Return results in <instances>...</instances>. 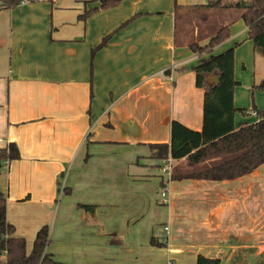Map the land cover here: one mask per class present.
Segmentation results:
<instances>
[{
	"label": "crops",
	"instance_id": "obj_1",
	"mask_svg": "<svg viewBox=\"0 0 264 264\" xmlns=\"http://www.w3.org/2000/svg\"><path fill=\"white\" fill-rule=\"evenodd\" d=\"M87 1L39 0L0 10V149L14 143L21 155L3 167L0 178L6 176L7 186L0 183V193L16 236L26 240L30 253L38 231L49 224L47 252L58 264H161L153 255L144 258L143 246L144 237L156 236L153 226L162 224L158 236L167 237L155 238L166 244L163 264H196L199 256L220 264H264V164L226 181L148 173L165 161L152 157L149 146L170 144L173 121L202 129L204 91L193 72L200 58L189 44L205 46L220 26L230 25L236 38L214 55L240 43L235 79L238 62L248 68L240 49L253 43L245 24L234 25L240 12L175 11L176 2L209 0H121L109 9ZM185 13L189 31L178 25ZM254 50L256 86L264 80V58ZM239 99L238 87L236 108ZM253 113H236L235 125L256 122ZM206 166L173 159L172 176ZM65 189L71 194L56 204ZM79 205L95 206V212ZM118 207L126 212L122 230L98 219L100 211ZM147 218L141 237L137 221ZM123 237L133 246L130 255L117 260L94 251L95 243L122 245Z\"/></svg>",
	"mask_w": 264,
	"mask_h": 264
},
{
	"label": "trees",
	"instance_id": "obj_2",
	"mask_svg": "<svg viewBox=\"0 0 264 264\" xmlns=\"http://www.w3.org/2000/svg\"><path fill=\"white\" fill-rule=\"evenodd\" d=\"M39 0H0V10L13 9L23 3ZM99 3L100 9L117 7L121 0H88L86 4ZM98 7L88 9L79 16L84 20ZM187 11H237L248 30V39L254 49H258L264 58V0H209L207 4L180 5L175 3L176 13ZM231 37L230 25L220 26L205 46L198 42L189 44V49L200 60L193 68L196 86L204 91L203 125L201 131H194L183 124L173 121L171 124L170 144H151V156L160 161L167 158L187 159L192 167L207 165L204 169L185 177L172 176V180L197 179L206 181L236 180L253 173L264 164V109L253 105L251 110L236 108L234 91L240 85L234 76V47L214 55V49ZM107 38L98 48L103 47ZM207 56V57H205ZM169 75V71L166 72ZM264 89V80L254 86ZM257 114L254 123L241 122L235 125V114L250 116ZM21 158L16 144L11 143L0 149V174L3 167ZM210 163H212L210 165ZM70 195L71 190L65 189ZM87 213H94L95 206L79 205ZM14 225L7 219V198L0 193V255L5 261L0 264H58L47 252L51 244L50 228L43 226L37 233L33 249L27 252V242L16 236ZM151 246L165 247L166 244L152 236ZM196 264H220L218 259L199 256Z\"/></svg>",
	"mask_w": 264,
	"mask_h": 264
},
{
	"label": "rangeland",
	"instance_id": "obj_3",
	"mask_svg": "<svg viewBox=\"0 0 264 264\" xmlns=\"http://www.w3.org/2000/svg\"><path fill=\"white\" fill-rule=\"evenodd\" d=\"M206 1H208V0H206ZM201 12L202 11H199V13H201ZM2 20H3L2 17H0V21H2ZM180 24H182L184 30H186V31L190 30L189 21H188V17L186 15V13L184 14V17H182V20L178 21L179 26H180ZM239 24H241V26H243L244 22L242 20H236L234 25L237 26L236 27L237 29L239 28L238 27ZM234 25H233V27H234ZM239 31L242 32L243 30H239ZM203 34H205V33L203 32ZM243 34L244 33H242L241 35L239 34L240 36L237 35V39H240V37H242ZM232 38H236V37H234V33H232L231 37L228 40H232ZM240 52H241L242 60H243L242 63L246 62L248 65V68L247 69L241 68L240 63L238 62L237 76L239 77V80L237 79V81L238 82L240 81V85L236 87V88L239 87V93H240V99H239L238 105L241 107L240 109H246V108L248 109L249 108L248 110H251L253 105L258 107L259 109H264V89L254 88V85H253L252 65H253L254 57H255L254 47L253 46H251V47L244 46L240 49ZM197 60L198 59H195L194 62H197ZM261 70H262V73L264 74V67ZM156 163L157 162L154 160L152 164L154 166H157V165H155ZM183 166H185V163L181 164L179 166L180 170L183 169ZM4 168H5V170H7L8 165H6V167H4ZM149 170L150 171L148 173L153 175L154 178L158 175H161V170L159 169V167H158V169H157V167H153V169H149ZM165 177L167 178V176H165ZM5 178H6L5 175H2V178H0V183L4 184V189L7 186V182H6ZM163 190H165V188L162 187L161 188V194H162ZM166 194H167V192H166ZM60 195L61 196L65 195L64 190L61 192V194H58L57 200L55 202L56 204H59L63 198V196L61 197ZM162 202H163V199L160 198V203L162 204ZM125 214H126V212H124L122 208L118 207L113 212L105 213L104 211H100L98 213V217H99L98 219H100L101 221L105 220L108 224L114 225L118 230H122L126 226V219L124 218ZM128 221H129V219H127V222ZM101 223L103 224V222H101ZM137 223L140 224L139 226L141 227V230H142L140 232V235H141V237H144V234L146 232L145 230L147 229V226H148V218L143 220V221H140V222L137 221ZM48 226H49V228L51 227L49 224H48ZM162 228H163L162 224L153 226V230L155 232L153 235L158 236V233L160 234L161 231L163 230ZM164 235L165 236H163V234H162V236L159 235L158 238H162L165 240L167 236H166V234H164ZM150 238H151V234H148L146 237H144L145 241L148 240V247H146V245L143 246L144 258L148 259L149 256L153 255L154 259H156L158 262L163 264L166 255H165V252L161 251V250H163L165 247H161V248L155 247V249H145V248H149V244H150L149 242L151 240ZM120 239L122 240V245L109 246L107 243H95V245L93 246L94 251L97 252V254H102V253L106 254V258H112V259H117V260L120 256L132 254L133 253V246H130L124 237L120 238ZM30 249H31L30 251H32V249H33L32 245H31ZM151 250H154V251H151ZM0 260H4V257L0 256Z\"/></svg>",
	"mask_w": 264,
	"mask_h": 264
},
{
	"label": "built area",
	"instance_id": "obj_4",
	"mask_svg": "<svg viewBox=\"0 0 264 264\" xmlns=\"http://www.w3.org/2000/svg\"><path fill=\"white\" fill-rule=\"evenodd\" d=\"M167 76V74H166ZM168 79L170 81H172V78L168 76ZM254 116H256L257 118V114L256 113H253ZM161 173L163 175H166L167 178H169L170 180L172 179V174H173V159L172 158H167L165 161H164V164L162 165L161 167ZM163 197L166 196V191L162 193ZM169 228L166 227L165 228V232H168ZM4 261H5V258H4Z\"/></svg>",
	"mask_w": 264,
	"mask_h": 264
}]
</instances>
